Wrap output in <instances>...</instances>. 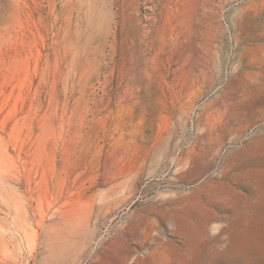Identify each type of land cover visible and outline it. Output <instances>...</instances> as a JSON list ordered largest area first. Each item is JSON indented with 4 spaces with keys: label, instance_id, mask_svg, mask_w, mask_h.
<instances>
[{
    "label": "rangeland",
    "instance_id": "obj_1",
    "mask_svg": "<svg viewBox=\"0 0 264 264\" xmlns=\"http://www.w3.org/2000/svg\"><path fill=\"white\" fill-rule=\"evenodd\" d=\"M255 160L264 0H0V264H264Z\"/></svg>",
    "mask_w": 264,
    "mask_h": 264
},
{
    "label": "crops",
    "instance_id": "obj_2",
    "mask_svg": "<svg viewBox=\"0 0 264 264\" xmlns=\"http://www.w3.org/2000/svg\"><path fill=\"white\" fill-rule=\"evenodd\" d=\"M258 155H254L257 157ZM252 162H261L264 165V160L259 161L255 160ZM237 183H239V187H237ZM223 184V186H221ZM253 185L255 187V191L259 198L257 201L264 200V169L256 166H246L244 170L239 173H233L229 176H224V178L214 181L211 187V191L209 188H203L202 190V198L201 205L202 210L204 212V216L202 218V222L206 227H210L213 231H223L227 226H229L232 222H230L229 216L221 215V207L229 205L230 198H239V199H248L247 193H245L244 186L248 188ZM212 197V199H209ZM234 204V203H232Z\"/></svg>",
    "mask_w": 264,
    "mask_h": 264
}]
</instances>
